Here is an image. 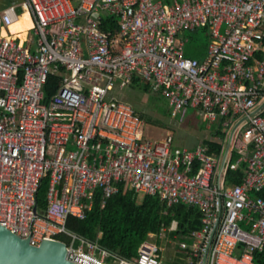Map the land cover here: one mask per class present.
I'll return each instance as SVG.
<instances>
[{"label": "built area", "instance_id": "obj_1", "mask_svg": "<svg viewBox=\"0 0 264 264\" xmlns=\"http://www.w3.org/2000/svg\"><path fill=\"white\" fill-rule=\"evenodd\" d=\"M73 2L8 0L0 10V224L32 245L65 235L76 264H203L215 228L206 264H255L264 251V0ZM26 12L33 27L21 39L10 27ZM201 29L205 58L186 57L184 34ZM137 79L169 99L173 117L192 108L223 128L220 152L144 134L145 120L120 97ZM120 185L199 209L190 242L167 239H176L174 262L156 241L165 230L133 260L67 230L96 191L104 207Z\"/></svg>", "mask_w": 264, "mask_h": 264}, {"label": "trees", "instance_id": "obj_2", "mask_svg": "<svg viewBox=\"0 0 264 264\" xmlns=\"http://www.w3.org/2000/svg\"><path fill=\"white\" fill-rule=\"evenodd\" d=\"M107 20L102 26L105 31L111 29L113 25L108 23L110 18ZM203 31L207 35V31ZM186 56L194 57L195 54H186ZM134 85H139L146 93L150 91L149 87L139 79L135 80ZM46 93L47 96L53 95V87L47 85ZM214 135L215 140L204 142L211 147L213 152L218 153L222 148L225 131L223 128H216ZM230 178L233 176L230 175ZM120 186L119 194L109 198L104 207L101 191H96L93 206L86 218L81 220L70 217L67 230L88 241L98 243L112 256L133 260L138 257L139 249L142 243L149 239V234L159 236L165 230L167 238L174 239L176 236L178 241L190 242L189 235L202 228L201 213L197 207L184 204L169 206L158 196H141L133 189H124L123 185ZM47 192L48 178L43 180L37 195L40 213L46 211ZM174 223H177V229L170 231ZM61 237L67 238L65 235H59L57 239L65 241ZM156 241L160 243L159 239ZM255 264H264V251L255 254Z\"/></svg>", "mask_w": 264, "mask_h": 264}, {"label": "rangeland", "instance_id": "obj_3", "mask_svg": "<svg viewBox=\"0 0 264 264\" xmlns=\"http://www.w3.org/2000/svg\"><path fill=\"white\" fill-rule=\"evenodd\" d=\"M73 4L78 6L79 0H74ZM6 6L5 0H0V10L2 11ZM28 14L26 12L21 15L24 18L21 19L22 22L17 24L20 29L29 25L31 18ZM28 35L32 36L33 32L30 31ZM185 35L188 38H192L188 44V49L194 47L195 49L204 50L208 45L209 37L202 29L196 32H187ZM120 97L128 102L145 120L147 128L143 133L148 136L164 138L168 133H171L175 145L182 148H192L205 140H215L216 125L208 128V125L204 123L198 112L192 108L188 109L184 117L180 115L173 117V107L170 105L168 98L153 94L150 91L146 93L139 85L124 89L120 92ZM61 238L68 241L65 237ZM165 243L162 241V245ZM167 244V254L170 255L176 247L173 244L171 245V243L167 242Z\"/></svg>", "mask_w": 264, "mask_h": 264}, {"label": "water", "instance_id": "obj_4", "mask_svg": "<svg viewBox=\"0 0 264 264\" xmlns=\"http://www.w3.org/2000/svg\"><path fill=\"white\" fill-rule=\"evenodd\" d=\"M231 138L223 157L221 171L225 165ZM214 234L215 228L206 244L203 264L207 262V254ZM67 254V244L63 240L48 238L39 245H32L28 238L24 239L0 224V264H76L68 259Z\"/></svg>", "mask_w": 264, "mask_h": 264}, {"label": "crops", "instance_id": "obj_5", "mask_svg": "<svg viewBox=\"0 0 264 264\" xmlns=\"http://www.w3.org/2000/svg\"><path fill=\"white\" fill-rule=\"evenodd\" d=\"M5 2L7 4L8 3V0H5ZM22 18H24V17L21 16L20 19H19V21L16 24H14L13 26H11L10 29H11V31L13 33H17L20 36L21 39H24L26 37V31L29 28H31L33 26V24H32V21H30V23H29V25L27 27H24V28H21L20 29V26H17V24L20 23V22H22V20H21ZM184 37L188 39V42L186 43V54H189V55L195 54L194 57H189V58H196V59H203V58H205V56L207 54V46H206V48L204 50L195 49L194 47H190L188 49V44L190 43V40L192 38H188L185 34H184ZM166 235H167V233H166ZM167 239H172V238H167V236H166V238L163 240L166 243L163 244V245H162V242L160 241L161 245L164 246L166 249H167V246H168L167 242L168 243H171V245L172 244L175 245V241H176V239H175V241L174 240H171L172 242H169ZM177 251H178L177 249H173L172 252L170 253V255H168L167 254L168 250H167L166 251V255H168L169 256L168 258L174 262L175 259H176L175 257H177V255L179 254Z\"/></svg>", "mask_w": 264, "mask_h": 264}, {"label": "bare ground", "instance_id": "obj_6", "mask_svg": "<svg viewBox=\"0 0 264 264\" xmlns=\"http://www.w3.org/2000/svg\"><path fill=\"white\" fill-rule=\"evenodd\" d=\"M20 19V18H19ZM19 19L18 20H16V22H14L11 26H13L14 24H16L18 21H19ZM33 27V26H32ZM31 27V28H32ZM30 29V28H29ZM15 34H17V33H15Z\"/></svg>", "mask_w": 264, "mask_h": 264}]
</instances>
